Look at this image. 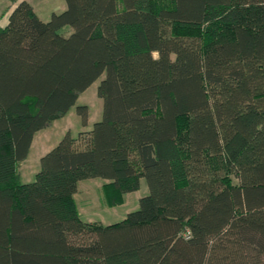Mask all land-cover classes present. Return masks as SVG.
I'll return each instance as SVG.
<instances>
[{
    "label": "trees",
    "instance_id": "1",
    "mask_svg": "<svg viewBox=\"0 0 264 264\" xmlns=\"http://www.w3.org/2000/svg\"><path fill=\"white\" fill-rule=\"evenodd\" d=\"M10 1L0 264H264V0H66L48 20ZM101 77L102 118L78 105L84 129L22 181L35 133ZM95 177L110 206L142 178L149 193L84 220L75 193Z\"/></svg>",
    "mask_w": 264,
    "mask_h": 264
},
{
    "label": "rangeland",
    "instance_id": "2",
    "mask_svg": "<svg viewBox=\"0 0 264 264\" xmlns=\"http://www.w3.org/2000/svg\"><path fill=\"white\" fill-rule=\"evenodd\" d=\"M34 7L36 13L43 20H48L53 12H60L66 8V0H28ZM10 7V0H0V16L5 15ZM64 33L69 32V28L63 29ZM99 78L87 90L81 92L77 104L73 106L64 117L57 118L46 131H40L36 137V141L32 145L30 152L20 167L22 181H32L38 170L40 169V158L47 151L52 149L64 136L65 128L74 136H77L83 128L82 118L77 112V106L86 104L89 107V128L94 122L102 118L103 100L98 96L97 89L100 83ZM186 122L183 118L181 124ZM86 128V127H85ZM48 132V133H47ZM47 134L46 138H42V134ZM62 133V134H61ZM105 180L100 177L83 179V184H88V190L78 192L76 196L77 206L80 210L81 217L84 220L92 218L103 224H111L121 221L127 214L134 211L140 206V198L149 193V186L145 178L141 179V185L138 190L125 194V199L121 203L114 206L107 204L106 194L103 187ZM86 198L87 200H83ZM91 215V216H90Z\"/></svg>",
    "mask_w": 264,
    "mask_h": 264
},
{
    "label": "crops",
    "instance_id": "3",
    "mask_svg": "<svg viewBox=\"0 0 264 264\" xmlns=\"http://www.w3.org/2000/svg\"><path fill=\"white\" fill-rule=\"evenodd\" d=\"M20 1V0H19ZM17 5V2L16 3H13V2H11L10 1V7L7 9V11H6V13H5V15H2V16H0V26H2V27H4V26H6L7 24H8V21H9V15H10V13L12 12V10L15 8V6ZM70 111V110H69ZM65 116V115H64ZM63 116V117H64ZM55 120H53L49 125H47L45 128H43V129H41V130H39V131H37L36 133H35V135H34V139H33V142H32V145L34 144V142L36 141V137H37V135H38V133L40 132V131H46V129H48V127H50V125H52V123L54 122ZM89 124H91V122H90V120H89ZM67 130H68V128H65V130L63 131V132H67ZM48 133V132H47ZM62 134V133H61ZM47 134L45 133V134H42L41 135V137L42 138H46L47 136H46ZM32 145H31V147H32ZM31 149V148H30ZM30 152V151H29ZM26 160H23L22 162H21V164H20V167L22 166V163L23 162H25ZM21 178H22V175H21ZM105 182H106V180H105ZM105 182H103V184L105 183ZM82 184H83V180H81L80 182H79V184H78V190H77V192L75 193V200H76V196H77V194H78V192H80V191H82L83 190V188H82ZM88 184H83V187L85 188V189H87L88 190ZM83 200H87L86 198H82ZM124 199H125V195H124ZM77 202V201H76ZM79 212H80V210H79ZM81 214V213H80ZM91 216V215H90ZM88 221H97V220H94V219H92V218H89L88 219Z\"/></svg>",
    "mask_w": 264,
    "mask_h": 264
}]
</instances>
